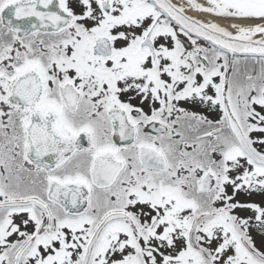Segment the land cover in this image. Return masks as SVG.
Wrapping results in <instances>:
<instances>
[{
    "label": "snow or ice",
    "instance_id": "6c2138e0",
    "mask_svg": "<svg viewBox=\"0 0 264 264\" xmlns=\"http://www.w3.org/2000/svg\"><path fill=\"white\" fill-rule=\"evenodd\" d=\"M0 264H264V0H0Z\"/></svg>",
    "mask_w": 264,
    "mask_h": 264
},
{
    "label": "bare ground",
    "instance_id": "6f19581e",
    "mask_svg": "<svg viewBox=\"0 0 264 264\" xmlns=\"http://www.w3.org/2000/svg\"><path fill=\"white\" fill-rule=\"evenodd\" d=\"M193 15H198L197 13H193Z\"/></svg>",
    "mask_w": 264,
    "mask_h": 264
},
{
    "label": "rangeland",
    "instance_id": "374dc122",
    "mask_svg": "<svg viewBox=\"0 0 264 264\" xmlns=\"http://www.w3.org/2000/svg\"><path fill=\"white\" fill-rule=\"evenodd\" d=\"M257 199H259V197H257Z\"/></svg>",
    "mask_w": 264,
    "mask_h": 264
}]
</instances>
